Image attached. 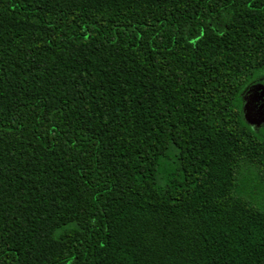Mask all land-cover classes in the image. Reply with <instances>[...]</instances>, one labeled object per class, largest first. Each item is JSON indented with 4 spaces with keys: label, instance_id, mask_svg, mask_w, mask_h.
Returning a JSON list of instances; mask_svg holds the SVG:
<instances>
[{
    "label": "trees",
    "instance_id": "trees-1",
    "mask_svg": "<svg viewBox=\"0 0 264 264\" xmlns=\"http://www.w3.org/2000/svg\"><path fill=\"white\" fill-rule=\"evenodd\" d=\"M264 0H0V264H264Z\"/></svg>",
    "mask_w": 264,
    "mask_h": 264
},
{
    "label": "rangeland",
    "instance_id": "rangeland-1",
    "mask_svg": "<svg viewBox=\"0 0 264 264\" xmlns=\"http://www.w3.org/2000/svg\"><path fill=\"white\" fill-rule=\"evenodd\" d=\"M247 111L248 119L252 124L256 126H262L264 124V107L254 108V106L251 107L250 105Z\"/></svg>",
    "mask_w": 264,
    "mask_h": 264
}]
</instances>
